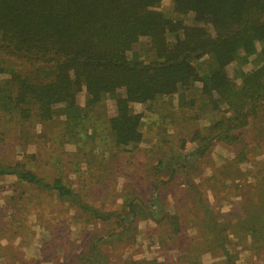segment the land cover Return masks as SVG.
<instances>
[{
  "label": "trees",
  "instance_id": "trees-1",
  "mask_svg": "<svg viewBox=\"0 0 264 264\" xmlns=\"http://www.w3.org/2000/svg\"><path fill=\"white\" fill-rule=\"evenodd\" d=\"M141 40L144 54L151 58L147 61L133 53ZM0 53L18 59L21 69L0 80V109L21 127L61 118V137L67 133L76 143L98 137L104 143L99 171L106 167L105 158L135 150L141 142L142 114L132 109L135 103L170 105L169 99L176 96V105L166 108L164 115L171 122L199 121L201 115L216 113L208 125L190 134V141L198 144L188 154L194 161L204 156L212 140L235 143L238 136L233 131L250 119L264 123V0H170L168 7L162 0H0ZM230 64L232 73L227 71ZM1 72L7 71L0 65ZM106 99L113 101L110 115ZM90 144L94 152L97 142ZM244 156L240 151L233 162H242ZM178 157L163 155L153 175L170 171L171 176L177 169L188 175L190 157L182 156V165ZM4 174L53 190L90 218L112 217L82 201L60 178L47 182L22 163H1L0 175ZM131 195L129 191L123 196L124 215L147 212V204ZM201 208L223 264H235L222 224L202 203ZM263 221L249 219L250 237L255 229H263ZM99 241H89L78 257L80 264L101 260Z\"/></svg>",
  "mask_w": 264,
  "mask_h": 264
},
{
  "label": "rangeland",
  "instance_id": "rangeland-1",
  "mask_svg": "<svg viewBox=\"0 0 264 264\" xmlns=\"http://www.w3.org/2000/svg\"><path fill=\"white\" fill-rule=\"evenodd\" d=\"M169 3L162 0L164 7ZM144 48L141 40L133 53L147 61L151 58ZM0 65L7 71L0 73V80L21 70L18 59L3 53ZM233 69V64L227 67L229 73ZM78 96L82 106L85 94ZM169 101L168 106L163 102L132 104L142 114V140L135 150L105 158L102 171L98 162L104 143L98 137L79 138L76 143L67 133L61 137L63 126L57 121L61 118L21 127L0 109V164L22 163L47 182L60 178L82 201L112 214L107 221L90 218L75 202L59 199L53 190L24 184L12 174L0 175V264H80L78 257L92 238L101 243L98 251L103 257L97 264H223L201 203L222 224L235 264H264V226L251 237L247 227L251 217L264 220V123L260 118L250 119L233 131L238 136L235 143L212 140L204 156L194 161L188 155L198 145L189 139L192 130L218 115L171 122L164 115L166 108L176 105V96ZM105 102L110 115L113 101ZM92 141L97 142L94 152ZM240 151L245 153L243 161L233 162ZM170 152L179 156L181 165L190 157L188 175L179 174L178 169L171 176L170 171L153 175L156 161ZM129 191L130 199L147 204V212L140 209L133 217L124 215L123 196Z\"/></svg>",
  "mask_w": 264,
  "mask_h": 264
}]
</instances>
